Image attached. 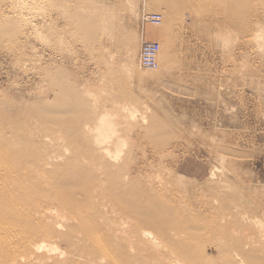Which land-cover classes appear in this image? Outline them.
Returning <instances> with one entry per match:
<instances>
[{"label": "rangeland", "instance_id": "1", "mask_svg": "<svg viewBox=\"0 0 264 264\" xmlns=\"http://www.w3.org/2000/svg\"><path fill=\"white\" fill-rule=\"evenodd\" d=\"M91 9L99 11L96 21ZM143 14L161 16L160 26L148 28L160 45L158 70L135 64L127 73L120 67L128 38L139 45ZM158 28L167 36L150 34ZM100 117L115 123L125 146L113 138L103 144L131 169L119 205L156 190L149 213L206 202L210 211L228 208L264 223V0H0L3 140L15 139L22 158H50L46 182L61 187L81 179L89 195L110 163L100 164L95 131L82 138L79 128L92 130ZM247 227L244 221L231 232L247 234ZM146 230L160 250L176 248ZM54 247L69 255L62 240ZM141 254L134 264H153V255ZM206 256L217 258L211 250Z\"/></svg>", "mask_w": 264, "mask_h": 264}, {"label": "bare ground", "instance_id": "2", "mask_svg": "<svg viewBox=\"0 0 264 264\" xmlns=\"http://www.w3.org/2000/svg\"><path fill=\"white\" fill-rule=\"evenodd\" d=\"M166 6L169 8L168 4ZM91 11L90 20L96 21L99 11L95 9L94 14ZM167 17L169 21L172 14L168 12ZM150 34L167 36L161 28L150 31ZM168 41L165 45L169 44ZM127 43L130 48L120 70L133 73L138 47L135 38H128ZM114 126V122L100 117L95 120L92 130L87 124L79 128L81 135H78L82 138L91 137L95 131L94 145L100 164L110 163L103 176L97 178L99 190L93 187L96 190L89 195L85 189H80L83 187L81 179L76 178L61 185L63 188H77L73 193H60V186L45 180L44 172L51 166L50 158L41 155L20 157L14 149L17 145L15 139L6 142L2 138L4 132L0 130V264H134V255L142 256L145 251L154 256L153 264H264V254H261L264 250V223L256 221L255 217L247 221L242 214L226 213L228 208L210 211L206 202L195 204L191 210L165 206L156 213H149L152 194L156 190H148L137 200L119 205L117 200L129 194L123 182L131 169L119 161L118 153L111 154L108 144H103L112 138L116 144L124 143L120 135H116ZM133 171L131 174L139 173L136 169ZM108 182L114 183L116 188L104 190L103 186ZM216 189L224 190L225 186L217 185ZM207 209L209 216L200 218ZM260 210L263 213L264 206H259ZM133 216L143 218L133 224L128 221ZM161 216L170 218L171 222L158 223ZM244 221L252 229L247 227V234L240 230L242 234L234 236L232 232L235 231L231 230L239 226L242 229ZM147 227H152L157 237L176 248L160 250L158 238L150 237ZM57 239L68 245L67 257L54 247ZM205 242L206 248L202 247ZM134 245L138 247L137 253L131 251ZM207 250L214 251L217 258L207 257ZM119 254L121 258H118Z\"/></svg>", "mask_w": 264, "mask_h": 264}, {"label": "built area", "instance_id": "3", "mask_svg": "<svg viewBox=\"0 0 264 264\" xmlns=\"http://www.w3.org/2000/svg\"><path fill=\"white\" fill-rule=\"evenodd\" d=\"M161 25V16L158 14H143L139 24V45L137 66L140 70L156 71L158 69V55L160 45L157 41L150 39L149 27Z\"/></svg>", "mask_w": 264, "mask_h": 264}]
</instances>
